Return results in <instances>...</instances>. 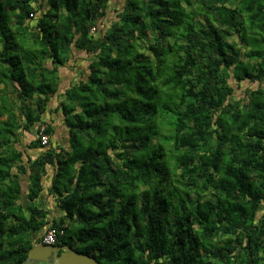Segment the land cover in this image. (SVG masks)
Returning <instances> with one entry per match:
<instances>
[{"label": "trees", "instance_id": "trees-1", "mask_svg": "<svg viewBox=\"0 0 264 264\" xmlns=\"http://www.w3.org/2000/svg\"><path fill=\"white\" fill-rule=\"evenodd\" d=\"M73 58L59 147L44 114ZM45 226L101 264H264V0H0V264Z\"/></svg>", "mask_w": 264, "mask_h": 264}, {"label": "crops", "instance_id": "crops-1", "mask_svg": "<svg viewBox=\"0 0 264 264\" xmlns=\"http://www.w3.org/2000/svg\"><path fill=\"white\" fill-rule=\"evenodd\" d=\"M59 72L60 86L57 92L50 97L47 103L44 119L50 126L53 127V134L50 136L52 144L59 147H68L70 144L69 133L64 122L61 102L64 99V93L67 88L71 87V85L75 82L86 79L88 75V63L84 60L82 61L80 59L73 58L69 60L65 66L60 67ZM19 132L18 147L16 145L17 152L21 155L22 161L28 165L30 161L34 162L39 159L44 153V149L36 147L32 144L37 136L35 130L32 132H23V130L20 129ZM54 173L55 167L50 165L38 172L41 184L38 203H42L45 209L49 211L48 217L50 219H59L63 215V212L60 210L56 202L57 193H55L53 189ZM18 174H20L22 188L24 191L19 203L23 205L26 215H28L29 212L26 207L32 204V202L28 201L27 198V193L29 192V188L31 186L30 170L28 168L26 173L19 171ZM41 234L42 230L36 234L34 241L38 240Z\"/></svg>", "mask_w": 264, "mask_h": 264}, {"label": "water", "instance_id": "water-1", "mask_svg": "<svg viewBox=\"0 0 264 264\" xmlns=\"http://www.w3.org/2000/svg\"><path fill=\"white\" fill-rule=\"evenodd\" d=\"M101 264L95 256L78 252L69 245H49L33 241L21 264Z\"/></svg>", "mask_w": 264, "mask_h": 264}, {"label": "built area", "instance_id": "built-area-1", "mask_svg": "<svg viewBox=\"0 0 264 264\" xmlns=\"http://www.w3.org/2000/svg\"><path fill=\"white\" fill-rule=\"evenodd\" d=\"M41 139L43 143H47L49 137L44 133V127L41 129ZM58 230L52 226H45L43 228L42 243L49 245H57Z\"/></svg>", "mask_w": 264, "mask_h": 264}, {"label": "rangeland", "instance_id": "rangeland-1", "mask_svg": "<svg viewBox=\"0 0 264 264\" xmlns=\"http://www.w3.org/2000/svg\"><path fill=\"white\" fill-rule=\"evenodd\" d=\"M113 13H114L113 11H109V12H108V18H109V19L112 18V16L114 15ZM239 95H240V94H239ZM80 250H85V248H83V246H82V247H80ZM39 264H46V263H39Z\"/></svg>", "mask_w": 264, "mask_h": 264}]
</instances>
